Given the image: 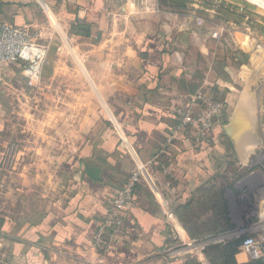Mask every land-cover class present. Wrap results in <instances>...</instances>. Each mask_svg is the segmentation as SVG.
Here are the masks:
<instances>
[{
	"label": "crops",
	"instance_id": "crops-1",
	"mask_svg": "<svg viewBox=\"0 0 264 264\" xmlns=\"http://www.w3.org/2000/svg\"><path fill=\"white\" fill-rule=\"evenodd\" d=\"M149 14L158 17L159 23L151 25ZM77 15L89 27L88 36L76 33ZM174 16L162 14L157 0H0V24L27 26L50 46L56 28L75 58V48L89 51L88 46L94 45L119 47L109 72L94 75L98 92L108 100L115 121L96 139L87 135L89 141L85 137L78 149L63 158L57 171L60 186L47 193L37 189L34 195L32 185L25 187L23 179L22 191L16 197L17 185L11 180L25 177V173L13 168L1 178L0 264L184 263V259L160 255L170 242V226L163 210L175 215L176 208L195 198L217 169L210 163V151L203 148L209 141L206 137L189 131L172 139L170 135L178 110L192 105L198 115L205 98L214 100L209 95L214 88L206 69L200 75L193 47L186 41L189 34L184 33V22L174 23ZM146 29L149 32L143 33ZM93 39L99 42L92 44ZM52 74L53 70L45 66L43 81L53 78ZM86 77L92 80V76ZM25 85L14 66L2 69L0 156L10 127L7 111ZM98 114L108 122L102 110ZM54 116L49 125L56 140L55 131L61 122ZM218 118H227L225 109ZM218 120L211 130L221 127ZM227 142L221 140L212 147L224 154ZM140 166L145 170L144 180L136 186V204L124 217L123 234L106 237L103 246H93L108 203L125 178ZM207 218L200 212L193 221L203 223ZM173 225L182 235L176 215ZM107 245L109 249H105ZM236 261L248 264L250 259L239 251Z\"/></svg>",
	"mask_w": 264,
	"mask_h": 264
},
{
	"label": "rangeland",
	"instance_id": "rangeland-1",
	"mask_svg": "<svg viewBox=\"0 0 264 264\" xmlns=\"http://www.w3.org/2000/svg\"><path fill=\"white\" fill-rule=\"evenodd\" d=\"M249 1L157 0V5L162 14L175 15L174 23L184 22V33L189 34L186 41L193 47L197 67H200L199 73L203 75L206 69L207 78L213 80L214 92L209 95L215 104L225 109L226 117L240 91L247 90L256 96L257 124L263 141L255 150L252 163L240 165L232 148H229V156L207 183L215 189L225 190L229 218L235 226L232 231L225 233L232 239L253 236L264 240L259 218L247 224L258 217L259 205L264 204V1ZM147 21L156 25L160 20L149 14ZM143 31L139 32H149L148 29ZM54 32L51 46L34 32L36 42L48 48L44 67L50 72L53 70V78L44 82L41 76L39 85L34 88L25 85L22 94H18L15 104L7 111L10 127L4 137L6 146L12 145L13 153L2 177L13 168L15 172L25 173V177L11 180L12 185H17L13 194L16 197L22 191L23 179L24 185H27L25 187L32 185L34 195L37 189L47 193L60 186L61 178L57 171L63 158L76 147L78 149L87 135L91 134L96 139V135L108 131L109 125L112 126L115 121L108 100H103L98 92L94 75L109 72L117 60L119 47L107 44L100 48L94 45L88 46L90 50L87 51L74 46L78 54L75 58L65 47L58 29L55 28ZM67 38L70 40L69 33ZM97 42L99 39H93L91 43ZM110 53L113 56L106 55ZM86 74L92 76L90 82ZM219 87L221 91H218ZM226 99L229 103L227 106ZM101 110L109 123L99 116ZM183 111L178 110L176 115ZM53 116L61 122V126L56 125V140L53 139V128L49 125ZM218 119L220 125L227 120ZM222 140L228 139L222 137ZM203 148L210 151V156L218 157V152L209 141L204 142ZM204 216L210 215L206 213ZM206 236L215 235L207 234L200 238Z\"/></svg>",
	"mask_w": 264,
	"mask_h": 264
},
{
	"label": "built area",
	"instance_id": "built-area-1",
	"mask_svg": "<svg viewBox=\"0 0 264 264\" xmlns=\"http://www.w3.org/2000/svg\"><path fill=\"white\" fill-rule=\"evenodd\" d=\"M76 20L83 22L80 15H77ZM34 35L27 26H14L6 22L0 24V77L4 67L14 66L20 71L29 88L39 85L42 69L48 57V48L36 42ZM192 109L191 105L177 115L178 122L172 129L171 139L180 132L186 131L193 132L197 137L205 139L206 132L212 129L224 110L220 104H215L210 98L204 99L203 110L198 115H195ZM11 152L13 153L12 145H8L0 156V180L8 160L12 156ZM144 175L145 170L140 166L137 171L125 178L123 184L108 203L105 216L97 226L92 240L93 246H103L106 237L116 238L122 235L124 217L135 207L136 186L142 179L144 180ZM147 183L151 185L152 189L154 188L152 183L149 181ZM162 209L164 208L162 207ZM259 211L258 217L247 224L249 225L259 218V227L264 231V204L259 205ZM163 212L166 223L171 228L170 242L162 248L160 253L165 259L193 258L201 255L210 245L224 244L232 239L228 233H224L189 241L180 240L177 232L172 228L175 221L174 213L169 209H164ZM109 245L105 246V249H109ZM239 251L245 252L250 261L264 263V240L262 238L245 237L239 246Z\"/></svg>",
	"mask_w": 264,
	"mask_h": 264
},
{
	"label": "trees",
	"instance_id": "trees-1",
	"mask_svg": "<svg viewBox=\"0 0 264 264\" xmlns=\"http://www.w3.org/2000/svg\"><path fill=\"white\" fill-rule=\"evenodd\" d=\"M76 33L82 32L85 36L89 35V27L84 23L76 22ZM214 101V100H213ZM178 122V116L175 117V123ZM224 123V122H223ZM185 133V132H184ZM206 138L211 144L221 143L222 137L226 138L221 127L206 132ZM224 154L218 157L210 156V163L215 169H220L225 159L229 156L228 151L231 144L227 142ZM224 189H215L214 186L206 182L204 187L197 191L195 198H192L185 205L181 204L175 210V215L181 225V234L177 232L180 240L189 241L200 238L207 234L218 235L232 231L235 226L229 218L228 202L224 198ZM198 211L210 216L203 222L193 221L198 216ZM169 228V227H168ZM169 232L171 228L168 229ZM177 231V230H176ZM184 233L186 234L184 237ZM123 234V233H122ZM243 239H231L224 244H215L208 246L205 251L196 257L185 258L183 264H238L236 255L239 252V246ZM248 264H264L261 261H250Z\"/></svg>",
	"mask_w": 264,
	"mask_h": 264
},
{
	"label": "water",
	"instance_id": "water-1",
	"mask_svg": "<svg viewBox=\"0 0 264 264\" xmlns=\"http://www.w3.org/2000/svg\"><path fill=\"white\" fill-rule=\"evenodd\" d=\"M221 130L231 144L237 162L242 166L252 163L255 150L263 139L257 124V102L254 93H238L231 112Z\"/></svg>",
	"mask_w": 264,
	"mask_h": 264
},
{
	"label": "bare ground",
	"instance_id": "bare-ground-1",
	"mask_svg": "<svg viewBox=\"0 0 264 264\" xmlns=\"http://www.w3.org/2000/svg\"><path fill=\"white\" fill-rule=\"evenodd\" d=\"M250 1H251V0H250ZM250 1H249V2H250ZM263 1H264V0H263ZM251 2H252V1H251ZM256 2H257V1H256ZM253 3H255V2H253Z\"/></svg>",
	"mask_w": 264,
	"mask_h": 264
}]
</instances>
